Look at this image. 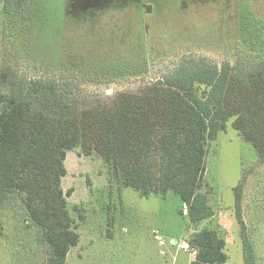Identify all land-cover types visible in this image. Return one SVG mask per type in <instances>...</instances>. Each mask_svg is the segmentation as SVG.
Here are the masks:
<instances>
[{"label": "rangeland", "instance_id": "obj_1", "mask_svg": "<svg viewBox=\"0 0 264 264\" xmlns=\"http://www.w3.org/2000/svg\"><path fill=\"white\" fill-rule=\"evenodd\" d=\"M5 2L0 0V76L14 71L61 78L74 67L117 71L114 82L88 87L106 94L157 80L185 53L234 61L242 47L238 10L264 18V0H41L24 20L7 14ZM233 121L210 142L204 190L215 215L199 226L189 222L173 192L142 195L111 183L96 153L69 150L63 188L70 191L80 241L65 264H190L196 252L183 244L203 228L225 239L223 264H244L235 193L244 177L243 216L264 264V163ZM48 253L41 227L17 196L0 214V264H52Z\"/></svg>", "mask_w": 264, "mask_h": 264}, {"label": "trees", "instance_id": "obj_2", "mask_svg": "<svg viewBox=\"0 0 264 264\" xmlns=\"http://www.w3.org/2000/svg\"><path fill=\"white\" fill-rule=\"evenodd\" d=\"M5 1V12L23 20L41 3ZM237 15L242 47L234 61L185 53L171 71L136 90L92 92L88 87L114 82L117 72L97 68L74 67L61 78L0 76V214L21 196L43 231L50 263L65 264L80 241L63 188L69 150L96 153L111 183L142 195L173 192L198 226L215 215L204 190L207 155L229 120L264 163V18L246 9ZM245 181L235 188L244 264H259L243 216ZM189 245L196 251L190 264L228 259L225 239L209 228L193 232Z\"/></svg>", "mask_w": 264, "mask_h": 264}, {"label": "built area", "instance_id": "obj_3", "mask_svg": "<svg viewBox=\"0 0 264 264\" xmlns=\"http://www.w3.org/2000/svg\"><path fill=\"white\" fill-rule=\"evenodd\" d=\"M183 246H184L185 248L192 249V248L190 247L189 243H186V242H185V243L183 244ZM195 252H196V251H195ZM195 254H196V253H195Z\"/></svg>", "mask_w": 264, "mask_h": 264}, {"label": "crops", "instance_id": "obj_4", "mask_svg": "<svg viewBox=\"0 0 264 264\" xmlns=\"http://www.w3.org/2000/svg\"><path fill=\"white\" fill-rule=\"evenodd\" d=\"M67 260H68V258H67ZM67 262V261H66Z\"/></svg>", "mask_w": 264, "mask_h": 264}]
</instances>
